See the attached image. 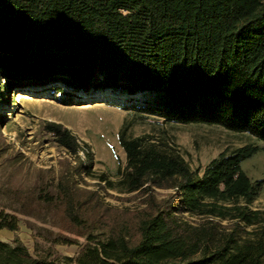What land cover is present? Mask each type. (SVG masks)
<instances>
[{
	"label": "trees",
	"instance_id": "obj_1",
	"mask_svg": "<svg viewBox=\"0 0 264 264\" xmlns=\"http://www.w3.org/2000/svg\"><path fill=\"white\" fill-rule=\"evenodd\" d=\"M58 84L69 93H147L141 116L264 141V0H0V104L13 90ZM130 125L119 132L126 165L112 181L93 172L88 143L43 124L75 164L65 160L34 200L60 209L64 230L86 242L73 258L0 240V264H264V213L251 207L264 179L242 168L257 146L220 153L200 174L166 139L130 136ZM84 176L120 193L147 192L146 208L130 220L91 219L102 202L81 188ZM154 188L171 193L157 200ZM19 225L0 212V230ZM53 243L78 244L67 235Z\"/></svg>",
	"mask_w": 264,
	"mask_h": 264
},
{
	"label": "rangeland",
	"instance_id": "obj_2",
	"mask_svg": "<svg viewBox=\"0 0 264 264\" xmlns=\"http://www.w3.org/2000/svg\"><path fill=\"white\" fill-rule=\"evenodd\" d=\"M54 86L50 90H13L8 95V103L0 104L3 120L0 130V212L14 214L20 219L18 230H0V240L11 244L18 240L35 256L51 252L55 256L75 258L86 242L84 237L64 230L60 209L43 207L34 200L37 186L45 182L51 185L53 177L66 167L65 160L75 164L74 159L44 132L43 124L47 121L62 124L79 142L88 143L94 158L93 172L105 174L112 181L119 179L120 171L126 165V154L119 142L120 129L126 123L131 124L130 136L151 134L157 139H166L200 174L220 153L247 144L256 145V153L243 162L242 168L250 179H264V141L254 136L220 126L172 123L141 116L137 107L144 106V101L150 98L147 93L134 96L110 90L69 93L65 85ZM68 100L72 104H68ZM76 180L83 189L97 190L96 196L102 205L92 213L93 220L100 214L110 221L130 220L146 208L147 192L120 193L108 189L104 183L98 186V181L86 176L84 180L88 185L78 177ZM151 193L157 200H162L171 190L154 188ZM251 207L264 213V189ZM188 219L198 222L196 218ZM99 222L98 219L94 223L100 225ZM58 235L72 236L78 244H55L53 240Z\"/></svg>",
	"mask_w": 264,
	"mask_h": 264
}]
</instances>
